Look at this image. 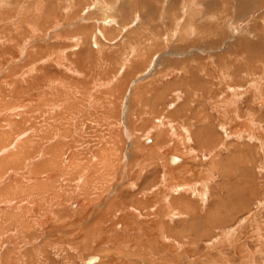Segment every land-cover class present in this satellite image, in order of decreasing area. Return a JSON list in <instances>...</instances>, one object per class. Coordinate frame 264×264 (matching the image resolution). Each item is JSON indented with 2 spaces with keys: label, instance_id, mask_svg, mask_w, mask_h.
<instances>
[{
  "label": "rangeland",
  "instance_id": "374dc122",
  "mask_svg": "<svg viewBox=\"0 0 264 264\" xmlns=\"http://www.w3.org/2000/svg\"><path fill=\"white\" fill-rule=\"evenodd\" d=\"M97 1L0 0V172L10 168L9 164L6 165V162L10 160L9 157L21 156L20 159H22L27 152L33 154L34 148L39 146L43 148L41 149L43 155L34 157L31 160L32 163L38 161L39 165L46 161L45 158H49L43 152L46 149L59 151L61 157V165L58 163L50 164L53 167L48 165L47 170L49 168L53 170L51 174L55 175L54 179H45L49 173L42 175L41 178L33 179L29 175L30 163L23 169L19 162L17 166L13 164L9 171L0 173V194L4 192L1 199L7 198L0 203V224L7 228L0 235V264H140V262L141 264H258V261L262 262L264 254H257L253 261L252 252L257 251L263 245L254 242L255 238L249 233L248 227L255 220L254 216L258 215L257 210L259 209L260 212L264 209L262 206L264 205V176L260 180L257 177L258 192L248 188L247 193L243 195V187L248 186V183L246 182L247 176L243 178L241 173L247 171L245 167L249 165L244 164L247 158H254L258 166L260 163L264 165L263 150H253L256 145H253L249 138L235 141L231 136L235 131L229 128L234 123L231 125V123L222 122L221 114L216 115V121L213 122L217 135L216 140L217 143H221L216 152L217 155L220 154L218 158L221 157L228 162L240 154L238 159L241 164L238 168L230 167L231 170L227 173L230 176L225 180L217 169L210 167V156L205 158V153H199L202 150L206 151L207 147L201 148V145L196 143L199 147L194 146L198 151L186 154L187 146L185 145V148L179 138L173 137L175 133L171 136L166 135V142H169L170 155L179 160L177 162L168 161L163 167L165 163L163 161L167 160L163 159L167 151L158 154L154 159L152 151L156 145L159 147L162 139L159 134H150L148 128L154 126L155 122L158 124H164L166 120L169 122L167 117L179 111L182 103L173 102L177 90V92L182 90L188 92L187 89H189V92L195 93V97L188 93L189 98L186 101L189 103L181 115L183 119L181 125L186 128L185 132L188 128L187 119L188 122L194 123L195 128L196 123L199 122V114L193 113L199 110L202 112L201 116L204 117L206 114L202 109L205 106L207 108L209 105L210 108L212 105L216 106L218 109H215V112L217 110L226 111V109L229 112L231 106L226 99L229 97L231 101L233 93L228 88L230 83L233 87L235 86L232 81L229 82V74L234 76L233 71H236V68L243 64L242 61H245L247 68L256 71L250 74V78L255 76L254 79L261 82L259 91L263 90L262 93H249L246 98L243 96L241 101H243L244 109H248V105H251L255 111H262L256 114L257 125L249 133V136L262 138L257 135L258 133L264 134V105L260 104L264 102V97L259 95L264 96V31L261 29L264 25L262 18L264 0H259V3L255 2L249 6L241 5L244 0H200L203 17L199 20L194 19L192 24H188V21L183 27V29L185 27L188 29V40L179 39L169 33L173 28L170 24V15L173 14L176 17L179 10L182 12L184 10L182 3L185 0H105L106 4L108 3L115 9L111 13L117 21L116 25H112L113 20H108V24L101 23L103 12L96 8ZM108 4L107 7L110 8ZM258 9L259 12H257ZM242 11H244L243 14ZM210 15H214L215 20H207ZM247 38L249 40L251 38V41L255 40L253 42L257 44V50L252 51L254 54L251 53L252 57L248 60L246 57L249 54L246 56V53L241 50L228 49L238 40H248ZM137 45H140L144 52L139 69H145L143 73L141 71L138 74L136 71L132 73L133 70L130 72L128 68L129 59L133 62L132 57H128L129 53H133ZM134 46L136 47L132 48ZM121 54L124 58H121ZM159 54L165 61H163V66L159 60L161 58L158 57ZM166 61H168V67L165 70H169L168 75L164 74ZM33 67L36 68L32 69ZM30 72L32 73L29 74ZM169 72H172L173 76ZM163 74L167 75L168 79H163ZM235 75L238 76L236 81L240 83L238 87L241 91V88L249 87L247 80L250 78L241 80L242 77L239 74ZM174 77L178 78L174 79ZM117 80L123 81L121 88L117 86L119 83H116ZM205 103L208 104L203 108ZM190 104H192L191 108ZM187 111H189L188 114H186ZM211 115L208 113L207 118ZM243 119L246 121L247 116ZM194 128L193 131L196 129ZM34 129L35 132H33ZM129 129L140 132L141 141L133 142L132 137L134 136L131 137ZM51 131L60 136L48 144L47 139ZM182 132L183 128L179 133ZM9 133L11 135H8ZM239 150L246 152L249 157L242 155V152L239 153ZM94 154L104 159H98L97 165L93 164V175L91 176L93 180L88 184L95 185L94 189H98V192L108 190L110 194L102 197V200L106 198L105 203L108 201L111 205L109 209L105 208L104 201H97L98 196L95 193L89 196L82 195L81 185L76 182L79 175L76 165L79 162H85V165L88 157L91 155L89 157L91 158ZM71 155L76 159L73 160ZM214 156L217 158L216 155ZM160 157L162 158L159 159ZM129 166H133L134 169ZM113 167L117 169L114 170ZM152 167H154L153 170ZM142 170L148 172V175L141 173ZM137 171L140 174L136 173ZM175 171L179 172L175 173ZM138 174L141 178L138 180L140 182L133 181V178H138ZM134 175L137 178L133 177ZM25 177L31 181L28 182ZM212 177L214 179L210 180ZM105 179H108L106 180L108 182ZM115 180L118 183L115 182L114 185L112 183ZM20 183L25 186L27 184L23 187L27 195L22 194L17 198L15 194L18 195ZM180 184L184 186H181L182 188L188 190L181 189ZM205 184L209 185V191L204 199L198 193ZM121 186L127 187V190ZM153 187L156 190L154 192ZM192 188L196 190L193 194ZM165 189L170 192V194H163L167 198L162 195ZM229 195H231L230 199ZM148 197H151L155 203L151 199L148 200ZM197 199L198 201H195ZM235 199L239 201L236 200V202ZM243 199H247L246 205H242ZM132 200L136 201V204ZM139 200L144 203H140ZM203 201L207 204H203ZM178 202H190L199 209L195 213L183 207L178 209L176 207ZM31 204L38 205V210L30 211L32 210L29 209ZM118 204L126 208L116 207L115 205ZM234 206H237V209ZM82 209L85 211L82 212ZM109 210L112 212L108 213ZM158 211L161 212L158 213ZM186 211L187 216H185ZM237 211H239L238 214ZM142 213H147L145 215L148 217ZM8 217L9 223L6 222ZM134 219L139 221L140 226ZM240 223L242 224L237 225ZM131 224L132 226L137 224L138 229L136 230V226V228L129 226ZM152 225H155V229ZM140 227L143 228L140 229ZM90 229H95L94 233H91ZM126 229L134 233L129 231L130 235ZM139 230L143 232H138ZM163 230L168 231L165 238L167 240L160 236ZM138 233L140 237L137 238ZM93 234L98 235L97 238ZM221 235L229 237L233 242L232 246L227 245L223 248L221 244L220 247L217 240L221 238ZM132 236H136L135 239ZM125 238L129 239L125 241ZM132 239L139 241L135 242ZM142 240L148 244L149 248L146 247L145 251L139 254V249L136 250L138 246L135 245L142 244ZM151 241L153 244L150 247ZM124 247L128 248V250L125 248L127 254L124 252L126 250H123ZM258 252L262 251L258 250ZM128 253L136 255H128ZM142 254L144 256H141ZM88 255L91 258L86 262ZM95 258L99 261H95ZM125 258L128 259L125 260Z\"/></svg>",
  "mask_w": 264,
  "mask_h": 264
},
{
  "label": "bare ground",
  "instance_id": "6f19581e",
  "mask_svg": "<svg viewBox=\"0 0 264 264\" xmlns=\"http://www.w3.org/2000/svg\"><path fill=\"white\" fill-rule=\"evenodd\" d=\"M3 1V0H2ZM96 1V0H95ZM169 1V0H168ZM180 1V0H179ZM240 1V0H239ZM238 1V2H239ZM242 1V0H241ZM16 3H17V1H15ZM14 2V3H15ZM19 2V1H18ZM98 2V3H97ZM96 3V8L97 9H100L102 12H103V21L101 22V23H103V24H108V20H113V24L112 25H116L117 23V21H116V19H115V17L113 16V13H111V11H114L115 9H114V7H110L109 6V4H108V6L110 7V8H108L107 7V4H106V2H105V0H98ZM259 3V0H244V1H242V3H241V5L243 4V5H245L246 4V6L248 5H252L253 3ZM1 3V2H0ZM6 3H7V1H6ZM15 3V4H16ZM183 8L182 9H184V10H182V12H180V10H179V12L177 13V15H176V17H174L173 16V14H171L170 15V21H171V23L170 24H172V26H173V28H172V30H170L169 31V33H170V35L171 36H173L172 34H174L175 36H177V38H179V39H182V40H185V39H187L188 40V37H187V33H188V29L185 27L184 29H183V27L185 26V23L187 24V22L189 21V23L188 24H192L193 22H194V19H197V20H199L200 19V17H203V14H202V9L200 8V6H201V2H200V0H189V1H184L183 3ZM198 4H199V7H198ZM203 4V3H202ZM67 5V4H66ZM71 5V4H70ZM166 5V4H165ZM227 5V4H226ZM240 5V4H239ZM238 5V6H239ZM254 5H256V4H254ZM17 6H18V4H17ZM112 6H114V5H112ZM146 6V5H145ZM180 6V5H179ZM178 6V7H179ZM245 6V7H246ZM149 7H151V6H149ZM3 8V7H2ZM5 8V7H4ZM68 8V7H67ZM126 8V7H125ZM164 8V7H163ZM181 8V7H180ZM197 8V9H196ZM239 8H240V6H239ZM0 9H1V7H0ZM96 9V10H97ZM143 9V8H142ZM228 9V8H227ZM242 9H244L243 8V6H242ZM4 10V9H3ZM157 9H155V11H156ZM98 11V10H97ZM158 11V10H157ZM99 12V11H98ZM101 12V13H102ZM243 12L244 11H242L241 13L243 14ZM257 12H259V9L257 10ZM69 14V13H68ZM162 14V13H161ZM18 15V14H17ZM241 15V14H240ZM262 15V14H261ZM68 16V15H67ZM166 16V15H165ZM263 17V22H264V14L262 15ZM182 17H184L182 20H180ZM214 15H210V17H207V20H209V21H212V20H215L214 19ZM226 17V16H225ZM222 18V17H221ZM15 19V18H14ZM187 19V20H186ZM190 19V20H189ZM12 20V19H11ZM16 20V19H15ZM143 20V19H142ZM217 20V19H216ZM21 21V20H20ZM19 21V22H20ZM162 21V20H161ZM18 22V23H19ZM20 24V23H19ZM171 27V26H170ZM257 27V26H256ZM255 29V28H254ZM263 31H264V25L262 26V28H261ZM246 31V30H245ZM244 31V32H245ZM4 32V31H3ZM35 32V31H34ZM204 33V32H203ZM246 34H248V33H246ZM250 34H252V33H250ZM255 34V33H254ZM258 35L260 34V33H257ZM122 35V34H121ZM27 36H28V34H27ZM254 36V35H253ZM246 39V38H245ZM248 39V38H247ZM161 41V40H160ZM253 41H255V40H253ZM253 41H251V38H250V40L248 39V40H238L234 45H232L231 47H228V49L230 50L231 48V50H233V51H239V50H241L242 52H244V53H246L245 55L247 56L248 54H249V56L248 57H246V59L248 60V58H251L252 57V55L254 54V52L257 50L256 49V45L257 44H255ZM197 42V41H196ZM260 42V41H259ZM264 44V43H263ZM136 45V44H135ZM150 46V45H149ZM166 46V45H165ZM136 46H134V47H132V48H135ZM77 48H79V47H77ZM156 48V47H155ZM258 48H259V46H258ZM28 49V48H27ZM134 50V49H133ZM21 51V50H20ZM252 51H254V52H252ZM259 51V50H258ZM260 52V51H259ZM20 53H22V52H20ZM65 53V52H64ZM133 53H134V55H133ZM133 53H129L130 54V56H128L127 55V53H126V55L128 56V57H132V59H133V62H131V59H129L130 60V66H128V68H129V71L131 72L132 70V73L134 72V71H136V73L138 74V72H141V73H143V70H145V69H139L140 68V66H141V61L143 60V58H144V52H143V50H142V47L140 46V45H137V47L135 48V50L133 51ZM194 53V51L192 52V54ZM251 53H252V55H251ZM23 54V53H22ZM132 54V55H131ZM177 55L179 54V55H181V56H183L184 54H182V53H176ZM123 54H121V56H122ZM251 55V56H250ZM21 56V55H20ZM259 56V55H258ZM54 57V56H53ZM63 57V56H62ZM158 57H161V55L159 54L158 55ZM121 58H124L123 56L121 57ZM243 58V57H242ZM128 60V61H129ZM160 61H161V66H163L164 65V60H163V58L161 57L160 59H159ZM60 61V60H59ZM164 61V62H163ZM124 62V61H123ZM127 63H129V62H127ZM242 63L243 64H240V66H238L237 68H236V71H233L234 73H232L234 76H232V75H230L229 74V72L227 73V72H225L227 75L229 74V77L230 78H228L229 79V82H231L232 81V83H234L235 84V86L233 87V85H231V83H230V85H229V88H228V90L230 91V92H232L233 94H232V100L230 101L229 100V97L226 99V102H229L230 104H229V106H231V110L229 109V112H228V110L226 109V111H220V110H217V112H215V109H218V108H216V106H213L212 105V107L210 108V105H209V107L207 108L205 105L206 104H208V103H205V104H203V108H204V106H205V108L204 109H202V111L206 114L204 117H202L201 116V114H202V112H200L199 110H197V112L195 111V113H193V114H196V115H198L199 114V122H197L196 124H197V126H195V128H194V126H193V122L191 123V122H188V119H187V124H188V128H187V132H185L184 131V129L186 130V128L184 127V126H182L181 125V123L183 124V119H181L182 117H181V115L183 114V112H184V109L186 110L187 109V104L189 103H187V101H186V99L187 98H189V94H190V96H192V97H195V93L193 94V92H189V89H187L188 90V92L187 91H185V92H183V90L182 91H180V92H177V91H175V97H174V99H173V102H178V103H182V105H181V108L179 109V111L178 112H176L175 114H170L169 115V117H167L168 119H169V122H167L168 120H166V122L164 123V124H158L157 122H155V124H154V126H150L149 128H148V131H149V133L150 134H159V136H161V139H162V142L159 144V147H158V145H156L155 147H154V149H153V151H152V156L154 157V159H155V156L157 157V155L159 154H162L163 152H166L167 151V153H165L164 154V160L165 159H167L166 161H163V162H165L164 163V165H163V167H165V165H166V162H170L171 160H172V155H170V153H171V149H170V146L168 147V145H169V142H166V140H167V136H171V134L173 135L174 133V138L175 139H177V138H179L181 141H182V144H183V146L186 148V146H187V149H185V150H187L188 152H186V154H190V153H192V152H194L195 153V151H198L196 148H195V146H197V147H199L198 146V144L199 145H201V148H203V146L204 147H207V150L205 151H200L199 153H205L204 155H205V158H208L209 156H210V158H209V163H210V167H212V168H214V169H217V171H218V173L223 177V178H225V180H226V178H228V176H230L229 174H227L230 170H231V168H238V165H240L241 164V162H240V160L238 159V157L240 156V154L239 153H243L242 155H248V154H246V152H243V151H240L239 150V153H237V154H239V155H236V158L234 159V160H232V161H225L224 159H222L221 157L220 158H218L219 157V155L220 154H218L217 155V153L216 152H218V148H219V146H220V144L221 143H217V140H216V132H215V124L213 123V122H215L216 120V115H220L221 114V116L220 117H222V122H228V123H231V125L233 124V126L231 127H229L230 128V130L232 129L233 131H235V132H233L232 133V135L231 136H233V138L235 139V141H240V140H245V139H248L249 138V140H252L251 141V143H253V145H256L254 148H253V150L255 149V151L256 150H263V152H264V134H259L258 133V135H257V137H262L261 139H257V138H255V137H252V136H249V133H251L253 130H254V126L255 125H257V123H256V119H255V116H256V114H258L259 112H262L261 110L260 111H255L254 109L255 108H253L251 105H248L249 107H248V109H244L243 108V101H241V99L243 98V96H245V98H246V96L249 94V93H251V94H253V93H258V92H260V93H262V90L260 89V91H259V87L261 86V85H259L261 82H258V81H256V79H254V77H252V78H250V74L251 73H254V72H256V71H254V70H251V69H249V68H247L246 67V62L245 61H242ZM125 65H126V63H124ZM166 65H165V67H164V74H167V71H169V70H165L167 67H168V61H166V63H165ZM129 65V64H128ZM171 66V65H170ZM34 68H36V67H33L32 69H34ZM158 68V67H157ZM261 68H263V67H261ZM264 69V68H263ZM126 70V69H125ZM173 70V69H172ZM121 71H123V70H121ZM263 71V70H262ZM175 72H176V70H175ZM32 72H30L29 74H31ZM74 73V72H73ZM169 73H171L170 75H172L173 76V74H172V72H169ZM182 73H183V71H182ZM25 74V73H24ZM163 74V75H164ZM177 74H178V72H177ZM184 74V73H183ZM213 74H214V72H213ZM235 74H239L241 77H242V79L241 80H244V79H248V78H250L249 80H247V85H249V87H247L246 89H243V88H241L242 89V91L239 89L240 87H238V86H240V83L239 82H237L236 80H237V78H238V76L237 75H235ZM162 75V74H161ZM168 75V74H167ZM167 75H164L163 76V79L164 78H166V79H168V76ZM185 75V74H184ZM255 75V74H254ZM118 76V75H117ZM141 76V75H140ZM263 76V75H262ZM119 77V76H118ZM192 77H194V75L192 76ZM232 77V78H231ZM171 78V77H170ZM175 78H178V77H174V79ZM258 78V77H257ZM118 79V78H117ZM124 79V78H123ZM197 79V78H196ZM227 79V80H228ZM239 79V80H240ZM238 80V81H239ZM240 80V81H241ZM176 81V80H175ZM116 82V81H115ZM119 82V83H118ZM122 80H117V82L116 83H118L117 84V86L119 87V88H121V86H122ZM193 82H195L194 81V79H193ZM197 83V82H196ZM244 83V82H243ZM99 84V83H98ZM224 84V83H223ZM229 84V83H228ZM227 84V85H228ZM60 85H61V83H60ZM102 85V84H101ZM175 85V84H174ZM187 86H189V85H187ZM217 86V85H216ZM245 86V85H244ZM198 87H200V86H198ZM98 88V87H97ZM219 88H220V86H219ZM201 92V91H200ZM221 92V91H220ZM186 93V94H185ZM189 93V94H188ZM215 93V92H214ZM220 95V94H219ZM259 95H261V97H264L263 96V94H259ZM251 96V95H250ZM192 97H190V98H192ZM200 97V96H199ZM213 97H214V94H213ZM257 97V96H256ZM216 98H218V96L216 97ZM223 98H224V96H223ZM231 98V97H230ZM116 99V98H115ZM214 99V98H213ZM213 99H211V100H213ZM257 100V99H256ZM261 100H262V98H261ZM76 101V100H75ZM199 101V100H198ZM184 102H185V104H184ZM195 102V101H194ZM213 102V101H212ZM259 102V101H258ZM65 103V102H64ZM63 103V104H64ZM140 103H141V101L140 102H138V107L140 106ZM203 103V102H202ZM214 103V102H213ZM195 104V103H194ZM212 104V103H211ZM262 106L264 105V102L262 101L261 103H260ZM167 105H169V104H167ZM191 105L192 104H190L189 105V107L191 108ZM202 105V104H201ZM226 105V104H225ZM171 106V105H170ZM173 106H175V105H173ZM179 106V105H178ZM221 106V105H220ZM245 106V105H244ZM255 106V105H254ZM172 107V106H171ZM171 107H169V108H171ZM180 107V106H179ZM193 107V106H192ZM227 107V106H226ZM259 108V107H258ZM131 109V108H130ZM193 109V108H192ZM225 110V109H224ZM254 110V111H253ZM119 111V110H118ZM190 111H191V109H190ZM131 112V111H130ZM171 112V111H170ZM188 112L189 111H187V113L186 114H188ZM1 113V112H0ZM18 113V112H17ZM135 113V112H134ZM208 113L210 114H212L211 116H209V118H207V115H208ZM3 114V113H2ZM168 114V113H167ZM195 115V116H196ZM17 116H18V114H17ZM129 116V115H128ZM244 116H247V120L246 121H244V119H243V117ZM201 117V118H200ZM219 117V116H218ZM263 119V118H262ZM191 120V119H190ZM215 120V121H214ZM221 120V119H220ZM127 121V120H126ZM129 121V120H128ZM158 121H160V120H158ZM162 121V120H161ZM264 121V120H263ZM76 123V122H75ZM174 124V125H173ZM69 126H72V125H69ZM68 127V126H67ZM70 128V127H69ZM183 128V132L182 133H179V131L181 132V129ZM193 128L195 129L194 131H193ZM71 129V128H70ZM70 129H69V131H70ZM264 129V128H263ZM80 130V129H79ZM130 131V133H131V137L132 136H134V137H136L135 138V140H134V137H132L133 138V142H136L137 143V141L139 140V141H141L140 139H139V135H141V133L140 132H138V131H136L135 129L134 130H131V129H129ZM231 130V131H232ZM257 130H259V129H257ZM36 130L34 129L33 130V132H35ZM75 131V130H74ZM256 131V130H255ZM227 134L229 133V130L226 132ZM237 133V134H236ZM149 134V135H150ZM8 135H11L10 133L8 134ZM63 135V134H62ZM167 135V136H166ZM182 135V136H181ZM13 136V135H12ZM47 136V135H46ZM60 135H58L57 133H53V131H51L50 132V134L48 135V144L51 142V140H53L54 138L56 139V137H59ZM68 136H70V135H68ZM67 136V137H68ZM97 136H98V134H97ZM156 136V135H155ZM158 136V135H157ZM166 136V137H165ZM221 136V135H220ZM231 136H230V138H231ZM173 137H171L172 139H173ZM63 138V137H62ZM69 138V137H68ZM121 138V137H120ZM141 138V137H140ZM164 138H165V140H164ZM64 139V138H63ZM64 140H66V139H64ZM137 140V141H136ZM163 140H164V142H163ZM42 141V140H41ZM104 142H105V140H104ZM109 142V141H108ZM119 142H121V141H119ZM179 142V141H178ZM140 143V142H139ZM143 143V142H142ZM195 143V144H194ZM196 143H198L197 145H196ZM241 143H243V142H241ZM173 144H175V143H173ZM176 144H177V142H176ZM245 144V146H246V143H244ZM43 145H44V142H43ZM179 145V144H178ZM186 145V146H185ZM195 145V146H194ZM261 145V146H260ZM16 146V145H15ZM175 146V145H174ZM218 146V147H217ZM119 147H121V146H119ZM223 147V146H222ZM261 147V148H260ZM26 148V147H25ZM67 148H69V147H67ZM176 148H178L177 146H176ZM216 148H217V150H216ZM221 148V147H220ZM24 149V148H23ZM33 149V148H32ZM41 149H43V148H41V146H39V147H35L34 148V152H32L33 154H30V153H26L24 156H22L23 158L22 159H20L21 158V156L20 155H18V156H20V157H16L15 156V158H13V157H9V161L8 162H6V165H8L9 164V167L11 168V167H13V164L14 165H16L17 166V164H19V162L21 163V164H19V165H22V167H23V169H25V165H26V167H27V165H29V163L31 164V170H30V172H29V175H30V177H33V179H35L36 177H40L41 178V176L42 175H44V174H47V173H49V174H47L46 175V178L45 179H54V177H55V175H52L51 174V172H53V170L51 169V168H49V170H47L48 169V165H54V164H56V163H58L59 165H61V157L59 156V151H56L55 149H46L45 151L43 150V152L44 153H46V155H47V157H49V158H45V160L47 161H43L42 163H40L39 165L37 164L38 163V161H34L33 163H32V159L34 158V157H36L37 155L39 156V155H43L42 153H41ZM99 149V148H98ZM102 149V148H101ZM140 149V148H139ZM179 149V148H178ZM65 150V149H64ZM148 150H151V149H148ZM184 150V151H185ZM236 150H238V148L236 149ZM68 151V150H67ZM138 151V150H137ZM146 151H147V149H146ZM177 151V150H176ZM100 152V151H99ZM106 152V151H105ZM141 152V151H140ZM172 152H174V151H172ZM178 152V151H177ZM111 153V152H110ZM139 153V152H138ZM144 153V152H143ZM182 152H180V154H181ZM198 153V152H197ZM24 154V153H23ZM91 154V153H90ZM106 154H107V152H106ZM106 154H104V155H106ZM180 154H178V155H180ZM80 155V154H79ZM95 155V154H94ZM92 155L93 157H91V158H89L88 157V159L86 160L87 162H86V164L84 165V163L85 162H83V163H81V162H79L77 165H76V167H77V170L76 171H78V178H77V183L78 184H80L81 186V192L83 193L82 195H85V196H89V195H91L92 193H95L97 196H98V198H97V201L99 200H102V197H105V196H107V194H110V193H108V190L107 191H104V190H102L101 192H98L99 190L98 189H94V186H92L91 184H88V182H91V180H93V179H91V176L93 175V164H96L97 162H99V160L98 159H100V160H102V158L103 157H100V156H98V154L97 155ZM136 155V154H135ZM135 155H132V156H135ZM146 155V154H145ZM182 155V154H181ZM214 155H216V157L217 158H215V156ZM69 156V155H68ZM137 156V155H136ZM187 156H189V155H187ZM254 156H255V154H254ZM51 157V158H50ZM52 157H53V159H52ZM247 157V156H246ZM248 157H249V155H248ZM71 158L73 159V160H75L76 159V157L75 156H72L71 155ZM137 158H139V157H137ZM137 158H135L136 160H137ZM162 157H160L159 159H161ZM183 159H184V157H182ZM80 159V158H79ZM83 159V158H82ZM104 159V158H103ZM111 159V158H110ZM162 159V160H163ZM62 160H63V158H62ZM133 161H134V159H132ZM153 160V159H152ZM179 160V159H178ZM178 160H176V162L178 161ZM41 161V160H40ZM63 161H66V160H63ZM109 161V160H108ZM113 161V160H112ZM139 161V160H138ZM144 161V160H143ZM161 161V160H160ZM136 162V161H135ZM154 163H155V161H153ZM173 162V161H172ZM246 163V164H245ZM138 164V163H137ZM140 164V163H139ZM180 164V163H179ZM244 164L245 165H249V166H251V168H248L249 166H247V167H245V169L247 170V171H244V173H241V175H242V177L244 178L245 176H247L246 178H247V183H248V186H245V187H243V195H244V193L248 190V188H249V190H254V191H257L258 192V190H259V188H258V184H257V182H256V180L258 179L257 177H259V180L260 179H262L263 178V176H264V165L263 164H259V166L257 165V162L255 163V159L254 158H247V160L246 161H244ZM45 165H47L46 166V168H45ZM50 165V167H53V166H51ZM59 165H57V166H59ZM97 165V164H96ZM132 165V164H131ZM146 165V164H145ZM106 166V165H105ZM137 166V165H136ZM181 166V165H180ZM183 166V165H182ZM129 167H131V168H133V166H129ZM139 167V166H138ZM231 167V168H230ZM10 168H7V169H5V170H2V172H0V173H4V172H6V171H9V169ZM54 168H56V167H54ZM117 169V167H113V169L114 170H116ZM140 168H141V166H140ZM148 169H149V167H147ZM153 168L154 167H152V170H153ZM176 168V167H175ZM240 168V167H239ZM28 169V168H27ZM51 169V170H50ZM56 169H58V168H56ZM107 169V168H106ZM134 169V168H133ZM142 169V168H141ZM144 169H145V167H144ZM206 169V168H205ZM113 170V172H115ZM129 170V169H128ZM147 169H145V171H146ZM183 170V169H182ZM187 170V169H186ZM213 170V169H212ZM139 171V170H138ZM136 172V173H139V172ZM143 172H141V173H143V174H145L146 172L144 171V170H142ZM112 172V173H113ZM117 172V171H116ZM129 172V171H128ZM133 172V171H132ZM149 172H151V170L149 171ZM157 172V171H156ZM176 172H179V171H175V173ZM240 172V171H239ZM55 173V172H54ZM57 173V172H56ZM66 173H67V171H66ZM111 173V174H112ZM148 173V172H147ZM145 174V175H148V174ZM183 173V172H182ZM232 173V172H231ZM19 174V173H18ZM20 174H21V171H20ZM24 174V173H23ZM106 174V173H105ZM115 174H117V173H115ZM114 174V175H115ZM130 174V173H129ZM140 174V173H139ZM138 174V178H137V176L136 175H134L133 177H135L136 176V178L137 179H135V178H133V181H135V182H137L139 179H141L140 178V175ZM152 174V173H151ZM214 174H215V171H214ZM118 175V174H117ZM142 175V174H141ZM149 175H150V173H149ZM181 175V174H180ZM213 175V174H212ZM233 176H234V174H232ZM240 175V174H239ZM179 176V175H178ZM181 176H183V175H181ZM189 176V175H188ZM208 176V175H207ZM232 176V177H233ZM102 177V176H101ZM107 177V176H106ZM116 177V176H115ZM130 177H131V175H130ZM174 177V176H173ZM180 177V176H179ZM209 177H211V176H209ZM237 177V176H236ZM26 178V177H25ZM29 178V177H28ZM102 178H104V177H102ZM101 178V179H102ZM120 178V177H119ZM150 178V177H149ZM152 178V177H151ZM178 178V177H177ZM182 178H184V177H182ZM181 178V179H182ZM239 178V177H238ZM98 179H99V177H98ZM165 179V178H164ZM176 179V178H175ZM200 179V178H199ZM203 179V178H202ZM214 178L212 177V179H210V180H213ZM237 179V178H236ZM22 180H23V178H22ZM26 180L29 182V180L30 179H27L26 178ZM103 180V179H102ZM106 180H108V179H105V181ZM119 180V179H118ZM137 180V181H136ZM203 180H205V179H203ZM207 180H208V178H207ZM31 181V180H30ZM33 181V180H32ZM53 181V180H52ZM166 181V180H165ZM229 181V180H228ZM75 182V181H74ZM103 182L104 181H102L101 183L103 184ZM106 182H108V181H106ZM116 182V180L112 183V182H109V183H112V184H114ZM138 182H140V181H138ZM192 183H194L193 181H191ZM202 182V181H201ZM200 182V183H201ZM209 182V181H208ZM211 182V181H210ZM209 182V183H210ZM251 182V183H250ZM23 183H25L24 181H23ZM22 183V184H23ZM65 183V182H64ZM116 183H118V182H116ZM155 183V182H154ZM21 183H20V185L18 186V195H16L15 194V196H17V198H19L20 197V195H24V196H26L27 194V192L26 191H24V188L23 187H26L27 186V184H26V186L25 185H22ZM53 184V183H52ZM105 184H107V186H108V183H105ZM134 184V183H133ZM158 184V183H157ZM183 184V183H182ZM211 184H213V183H211ZM104 185V184H103ZM115 185V184H114ZM130 185V184H129ZM166 185H168V184H166ZM230 184H228V186H229ZM246 185V184H245ZM55 186V185H54ZM72 186V185H71ZM106 186V187H107ZM113 186V185H112ZM150 186V185H149ZM180 187L182 186L181 184L179 185ZM179 186H177V187H179ZM192 186V185H191ZM195 186V185H194ZM204 187L202 188V190L201 191H199V195L202 197V198H204V196L205 195H207L208 194V191H209V185L208 184H205V185H203ZM214 186H216V185H214ZM108 187H111V185L110 186H108ZM108 187L106 188V189H108ZM122 187V186H121ZM132 187H133V185H132ZM174 187V186H173ZM182 187H184V186H182ZM181 187V189H184V188H182ZM186 187H187V185H186ZM201 187H202V185H201ZM225 187V186H224ZM230 187V186H229ZM237 187V186H236ZM64 188V187H63ZM100 188V187H99ZM122 188H127V187H122ZM121 188V190H123ZM136 188V187H135ZM144 188V187H143ZM149 188V187H148ZM151 188V187H150ZM161 188V187H160ZM172 188V187H171ZM215 188V187H214ZM72 189V188H71ZM102 189V188H101ZM111 189H113V187L111 188ZM124 189V190H125ZM156 189V188H155ZM162 189V188H161ZM173 189V188H172ZM189 189H191V188H189ZM194 188H192V190H191V192H192V194L193 193H195V191L196 190H193ZM198 189V188H197ZM32 190V189H31ZM121 190H120V193H121ZM127 190V189H126ZM133 190V189H132ZM153 192L154 191H156V190H154V187H153ZM163 190V189H162ZM166 190V189H165ZM164 190V192L162 193V195L165 193V194H167V193H169L170 194V192H169V190H166V191H168V192H166ZM185 190H188L187 188L186 189H184V191ZM34 191V190H33ZM71 191V190H70ZM148 191V190H147ZM190 191V190H189ZM219 191V190H218ZM253 191V192H254ZM1 192H3V191H1ZM54 192V191H53ZM80 192V193H81ZM141 192H142V190H141ZM146 192V191H145ZM173 192V191H172ZM251 192V191H250ZM76 193V192H75ZM143 193V192H142ZM151 193V192H150ZM182 193H184L183 191H182ZM217 193V192H216ZM247 193V192H246ZM62 194V193H61ZM130 194V193H129ZM178 194V193H177ZM191 194V193H190ZM212 194H213V192H212ZM230 194H231V192H230ZM254 194V193H253ZM117 195H119V194H117ZM121 195H122V193H121ZM120 195V196H121ZM123 195H125V194H123ZM128 195V194H127ZM126 195V196H127ZM149 195V194H148ZM210 195V194H209ZM216 195V194H215ZM250 195V194H249ZM4 196V192L3 193H1L0 194V203L3 201V200H6V199H1L2 197ZM110 196V195H109ZM112 196H115V195H112ZM135 195H133V197H134ZM163 196H165V195H163ZM162 196V197H163ZM177 196V195H176ZM178 196H181V195H178ZM188 196H189V194H188ZM197 196V195H196ZM196 196H194V197H196ZM200 196L198 197L199 199H200ZM213 196V195H212ZM227 196V195H226ZM230 196L231 195H229V199H230ZM232 196H233V192H232ZM241 196V195H240ZM246 196V195H245ZM253 196V195H252ZM33 197V196H32ZM116 197V196H115ZM130 197H131V194H130ZM143 197V196H142ZM146 197H147V195H146ZM156 197V196H155ZM161 197V198H162ZM248 197V196H247ZM89 199H90V197H88ZM113 198V197H112ZM118 198H119V200H121L120 199V197L118 196ZM132 198V197H131ZM149 199L148 200H150L151 199V197H148ZM154 198V197H153ZM156 198H158V197H156ZM160 198V197H159ZM165 198H167L166 196H165ZM169 198H174V197H169ZM177 198V197H176ZM206 198V197H205ZM204 198V199H205ZM227 198V197H226ZM232 198V197H231ZM106 199V198H105ZM105 199H103L102 200V202L104 201V204H105V208H107V209H109L110 207H111V205H109V203H108V201L105 203ZM123 199V198H122ZM126 199V198H125ZM124 199V201H126ZM129 199V198H128ZM140 200L142 199V198H139ZM163 199V198H162ZM178 199V198H177ZM188 199V198H187ZM191 199H192V197H191ZM254 199V198H253ZM91 200V199H90ZM110 200V199H109ZM113 200H115V199H113ZM113 200H111V201H113ZM139 200V202L140 203H142L143 201H140ZM152 200V202L154 201L153 199H151ZM161 200V199H160ZM209 200V199H208ZM219 200V199H218ZM223 200H225V199H223ZM233 200V199H232ZM236 200H238V199H235V201ZM244 201H242V205H246V203L245 202H248L247 201V199H243ZM22 201V200H21ZM117 201V200H116ZM116 201H114L115 203H116ZM171 201L173 202V200L171 199ZM195 201H198V199L197 200H195ZM200 201V200H199ZM239 201V200H238ZM251 201H252V198H251ZM114 202H113V204H114ZM123 202V201H122ZM132 202H134L133 200H132ZM136 202V201H135ZM134 202V203H135ZM138 202V203H139ZM168 202H170V200H168ZM167 202V203H168ZM211 202V201H210ZM237 202V201H236ZM20 203V202H19ZM22 203V202H21ZM89 203H91V202H89ZM108 203V204H107ZM111 203V202H110ZM137 203V204H138ZM144 203V202H143ZM154 203H155V201H154ZM180 203V204H179ZM200 203V202H199ZM206 202L205 201H203V204H205ZM18 204V203H17ZM87 204V203H86ZM93 203H91V205H92ZM97 204V203H96ZM125 204V203H124ZM126 204H128V203H126ZM136 204V203H135ZM157 204H159V202L157 203ZM161 204V203H160ZM172 204V203H171ZM170 204V205H171ZM207 204V203H206ZM217 204H219V203H217ZM248 204H250V202L248 203ZM247 204V205H248ZM4 205H6V204H4ZM123 205V204H122ZM144 205V204H143ZM153 205H155V204H153ZM164 205V204H163ZM177 206V208L179 209V207H183L184 209H187V210H189V212L190 211H193V213H195L196 211H197V209H199V207H195L192 203H190V202H186V203H183V202H178L177 204H176ZM212 205H216V204H212ZM230 205H232V204H230ZM261 205V204H260ZM259 205V206H260ZM8 206H9V204H8ZM81 206V205H80ZM95 206H97V205H95ZM107 206V207H106ZM116 207H119V208H126V206H121L120 207V205L118 204V205H115ZM130 206V205H129ZM140 205L138 204V207H139ZM152 206V205H151ZM226 206V205H225ZM262 206H264V205H262ZM38 205L36 206L35 204H31L30 205V207H29V209H32V210H30V211H34V210H38ZM132 207H135V206H132ZM137 207V208H138ZM147 207V206H146ZM150 207V206H149ZM153 207V206H152ZM158 207V206H157ZM161 208H162V206H160ZM159 207V208H160ZM235 207V206H234ZM10 208V207H9ZM89 208V207H88ZM87 208V209H88ZM128 208V207H127ZM130 208H131V206H130ZM206 207H204V209H205ZM212 208V207H211ZM236 209H237V206L235 207ZM264 208V207H263ZM115 209V208H114ZM141 209H142V207H141ZM141 209H139V210H141ZM153 209H155V207H153ZM152 209V210H153ZM203 209V210H204ZM3 210V209H2ZM83 210V209H82ZM96 210V209H95ZM116 210V209H115ZM114 210V211H115ZM126 210V209H125ZM132 210H133V208H132ZM136 211H138L137 209H135ZM134 210V212H136ZM146 210V209H145ZM145 210H144V212H145ZM164 210V209H163ZM239 210V209H238ZM85 210H83L82 212H84ZM105 211V210H104ZM117 211H119L118 209H117ZM120 211H122V212H124V210H120ZM127 211H129V210H127ZM157 211V210H156ZM200 211V210H199ZM236 211V210H235ZM258 211V215H255L254 216V218H255V220L253 221V222H251L250 224H249V227H248V231H249V233H251V235H253L252 237L253 238H255L254 240V242H258L257 244H262L263 245V247H261V248H257L258 250H261L262 252H258V250L257 251H253L252 249V253H253V255H251V256H253V261H254V257L255 256H257V254H261V255H263L264 254V209H262L260 212H259V209L257 210ZM87 212V211H86ZM90 212V211H89ZM106 212V211H105ZM112 211H108V213H111ZM121 212V213H122ZM130 212V211H129ZM161 212V211H160ZM159 211H158V213H160ZM177 212H178V210H177ZM181 212V211H180ZM215 212V211H214ZM238 212L239 211H237V214H238ZM79 213H81V212H79ZM99 213V212H98ZM171 213V212H170ZM179 213V212H178ZM87 214H90V213H87ZM114 214V213H113ZM123 214V213H122ZM142 214H144V213H142ZM145 214H147V213H145ZM144 214V216H146V217H148L147 215H145ZM153 214V213H152ZM202 214V213H201ZM240 214H241V212H240ZM239 214V215H240ZM255 214H257V213H255ZM9 215V214H8ZM79 215H81V214H79ZM106 215H109V214H106ZM112 215V214H111ZM115 215V214H114ZM120 215V214H119ZM123 215H126V214H123ZM136 215V214H135ZM134 215V216H135ZM154 215V214H153ZM156 215V214H155ZM161 215V214H160ZM188 215V212L186 211V213H185V216H187ZM204 215V214H203ZM118 216V215H117ZM129 216V215H128ZM143 216V217H144ZM183 216V215H182ZM181 216V217H182ZM96 217H97V215H96ZM100 217V216H99ZM109 217V216H108ZM126 217H127V215H126ZM125 217V218H126ZM142 217V218H143ZM151 217V216H150ZM240 217V216H239ZM101 218V217H100ZM120 218H122V217H120ZM156 218V217H155ZM238 218V217H237ZM54 219H56V218H54ZM86 219V218H85ZM93 219V218H92ZM105 219V218H104ZM108 219V218H107ZM113 219V218H112ZM116 219V218H115ZM114 219V220H115ZM119 219V218H118ZM123 219V218H122ZM122 219H119V220H122ZM137 219V218H136ZM136 219H134V220H136ZM138 219H140V218H138ZM177 219V218H176ZM183 219V218H182ZM249 219H251V218H249ZM127 220V219H126ZM16 221V220H15ZM130 221V220H129ZM137 221V220H136ZM241 222H242V220H240ZM244 221H246V220H244ZM249 221V220H248ZM6 222H8L9 223V217L8 218H6ZM117 222V221H116ZM120 223H121V221H119ZM149 222V221H148ZM153 222H155V221H153ZM173 222V221H172ZM1 223V222H0ZM82 223V222H81ZM80 223V224H81ZM125 223V222H124ZM131 223H132V220H131ZM137 223H138V225H139V221H137ZM159 223V222H158ZM181 223V222H180ZM244 223V222H243ZM249 223V222H248ZM43 224V223H42ZM67 224V223H66ZM84 224V223H83ZM82 224V225H83ZM115 224H117V223H115ZM123 224V223H122ZM133 224V223H132ZM132 224L131 225H129V226H131L132 228L134 227V228H136L138 225L137 224H135V226H132ZM143 224V223H142ZM151 224V223H150ZM154 224V223H153ZM242 223H240V224H237V225H241ZM70 225V224H69ZM90 226H91V223H90ZM140 226V225H139ZM142 226V225H141ZM145 226H147V225H145ZM153 226V227H152ZM151 227L153 228V229H155L154 227H155V225H152ZM177 226V225H176ZM79 227H81V226H79ZM157 227H158V225H157ZM160 227V226H159ZM178 227H180L179 225H178ZM126 228V227H125ZM124 228V229H125ZM143 227H140V229H142ZM163 228V227H162ZM165 228V227H164ZM184 228V227H183ZM239 228H242V227H239ZM5 229H7V228H5V227H2V224H0V235H1V233L3 232V230H5ZM62 229V228H61ZM138 229V227L136 228V230ZM194 229V228H193ZM237 229V226H236V228H235V230ZM92 229H90V231H91ZM95 230V229H94ZM94 230H92L91 231V233H94L93 231ZM90 231H88V232H90ZM126 231H128V233H129V231H131L130 229H126ZM141 230H139L138 232H140ZM156 231V230H155ZM166 231V232H165ZM163 230V232H161L160 233V236L161 237H163V239H165L166 237H167V230ZM240 231V230H239ZM131 232H133L134 233V231H131ZM137 232V231H136ZM141 232H143V231H141ZM230 232H232V231H230ZM153 233V232H152ZM228 233V232H227ZM248 233V234H249ZM88 234V233H87ZM96 234H97V231H96ZM130 234V233H129ZM222 234V233H221ZM223 234H225V233H223ZM230 234H233V233H230ZM86 235V234H85ZM94 236H96V238H97V236L98 235H95V234H93ZM131 235V234H130ZM138 236H137V238L138 237H140V235H139V233L137 234ZM145 235V234H144ZM164 235V236H163ZM229 235V234H228ZM87 236V235H86ZM124 237V236H123ZM133 237V236H132ZM136 237V236H135ZM135 237H133L134 239H135ZM198 237V236H197ZM199 237H200V234H199ZM80 238V237H79ZM155 238V237H154ZM237 238H238V236H237ZM91 239H94V238H91ZM129 239V238H128ZM128 239H126L125 238V241L126 240H128ZM134 239H132L133 241H135ZM152 239V238H151ZM157 239V238H156ZM171 239H172V237H171ZM239 239H240V237H239ZM152 240H154V239H152ZM165 240H167V239H165ZM198 240H199V238H198ZM136 241H139V240H136ZM135 241V242H136ZM114 242H115V240H114ZM127 242H129V241H127ZM141 242H143V240L141 241ZM236 242V241H235ZM138 243V242H137ZM213 243V242H212ZM217 243H218V245L221 247V244L223 245V248H224V246H232V240L229 238V237H226V235L225 236H223V235H221V238L219 239V240H217ZM141 244V243H140ZM138 245V244H136L135 246H138V248L136 249V250H138L139 249V254L141 253V251H145V249H146V247L147 248H149L148 247V244L146 243V242H143L141 245ZM151 244H153L152 243V241L150 242V247H151ZM211 244V243H210ZM236 245V244H235ZM107 246V245H106ZM114 246H115V243H114ZM123 246H124V244H123ZM154 246V245H153ZM241 246V245H240ZM71 247V246H70ZM121 247V246H120ZM182 247V246H181ZM126 247H124L123 248V250L125 249ZM120 250L122 249V247L121 248H119ZM127 250H128V248H126ZM125 249V250H126ZM135 249H133V250H135ZM240 249V248H239ZM127 250L126 251H124L126 254H127ZM130 250V249H129ZM223 250V249H222ZM237 250V249H236ZM106 251V250H105ZM119 251V250H118ZM131 251V250H130ZM178 251H179V248H178ZM217 251V250H216ZM102 252V251H101ZM146 253V252H145ZM180 253V252H179ZM178 253V255H180ZM129 254H133V253H128V255ZM90 255V254H89ZM88 255V256H89ZM133 255H136V254H133ZM171 255H173L172 253H171ZM141 256H144V254H142ZM153 256V255H152ZM248 256V255H247ZM103 257V256H102ZM171 257V256H170ZM172 257H174V255L172 256ZM171 257V259H173ZM232 257H234V256H232ZM89 258H91V256H89V257H87L86 258V262L89 260ZM104 258V257H103ZM103 258H101V260H103ZM122 259H124L123 257H122ZM121 259V260H122ZM128 259V258H127ZM126 258H125V260H127ZM139 259V258H138ZM155 259V258H154ZM208 259V258H207ZM95 261L97 260L96 258L94 259ZM109 260V259H108ZM113 260V259H112ZM139 260H141V259H139ZM97 261H99V259L97 260ZM122 261H124V260H122ZM146 261V260H145ZM156 261V260H155ZM247 261V260H246ZM263 261H264V259L262 260V262H260V261H258V264H264L263 263ZM85 262V261H84ZM101 263H104L103 261H100ZM111 262V261H110ZM140 262V261H139ZM144 262V261H143ZM239 262V261H238ZM90 263V262H89ZM188 263V262H187ZM254 263V262H253ZM97 264V263H96ZM98 264H100V263H98ZM140 264H141V262H140Z\"/></svg>",
  "mask_w": 264,
  "mask_h": 264
},
{
  "label": "water",
  "instance_id": "95a60500",
  "mask_svg": "<svg viewBox=\"0 0 264 264\" xmlns=\"http://www.w3.org/2000/svg\"><path fill=\"white\" fill-rule=\"evenodd\" d=\"M177 160V158L176 157H172V160L171 161H176Z\"/></svg>",
  "mask_w": 264,
  "mask_h": 264
}]
</instances>
